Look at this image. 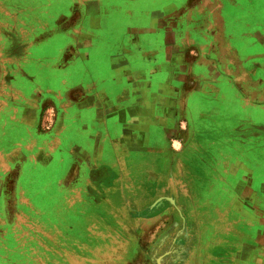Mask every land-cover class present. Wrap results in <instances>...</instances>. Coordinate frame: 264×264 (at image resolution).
I'll list each match as a JSON object with an SVG mask.
<instances>
[{"label": "crops", "instance_id": "crops-1", "mask_svg": "<svg viewBox=\"0 0 264 264\" xmlns=\"http://www.w3.org/2000/svg\"><path fill=\"white\" fill-rule=\"evenodd\" d=\"M26 1L15 14L0 0V39L29 28ZM172 3L69 0L58 13L46 0L42 57L3 81L18 111L0 119V154L34 185L70 180L65 166L107 182L94 198L55 190L62 226L87 206L78 224L97 230L69 243L132 245L153 264L178 248L190 264L208 238L264 264V0Z\"/></svg>", "mask_w": 264, "mask_h": 264}, {"label": "rangeland", "instance_id": "rangeland-1", "mask_svg": "<svg viewBox=\"0 0 264 264\" xmlns=\"http://www.w3.org/2000/svg\"><path fill=\"white\" fill-rule=\"evenodd\" d=\"M11 1V0H3ZM27 0L24 10L27 11L31 23L27 30H21V25H15L12 29H7L9 37L0 39V119L5 120L7 115H11L18 110L15 108H6V92L3 88V81L11 75H14L11 67H19L25 61H34L42 57V53L37 49L39 45V34L48 30L51 21H39L37 18L43 14L53 12L54 9L49 8L46 0ZM173 9L177 7L183 0H172ZM14 5L8 4L2 6L3 11L17 13L20 10L19 0H13ZM28 2V3H27ZM62 5H58L57 12H64L67 8L69 0H62ZM164 11H170L169 8ZM59 13V12H58ZM240 23V22H238ZM17 24V21H15ZM2 26V25H1ZM230 26L223 25V28ZM241 27L240 29H243ZM239 29V30H240ZM245 29V28H244ZM243 29V30H244ZM5 29V25L3 26ZM49 31V30H48ZM5 39V45L2 47V40ZM11 60L14 62L10 63ZM239 57V61H241ZM106 70V69H105ZM17 110V111H16ZM6 126V125H4ZM0 134V137H4ZM15 136H21L15 133ZM35 140V139H33ZM0 154V264H151L147 259L134 260V246L116 244L93 243L86 245L85 243L72 244L71 236H95L97 231L90 227L84 229V216L86 207L82 208L75 217V225L72 228H66L64 225L67 214L62 212L68 211L64 208L63 202L57 201L54 197L55 190L59 187L72 189V192L84 191L86 194L91 193L92 198L95 197L94 191L103 181L99 175L94 174V178L83 180V168L79 167L80 171L72 168L68 170V166L62 170L68 174L70 180L60 182L53 180L38 184L29 182L27 177H24L25 167L18 166L13 172L5 163ZM57 161L51 166L56 167ZM81 166V165H80ZM56 167V168H55ZM62 169V167H61ZM56 170V171H57ZM54 176V175H52ZM74 178V179H73ZM57 194V192H56ZM98 198H96L97 200ZM94 200H92L93 202ZM99 201V200H97ZM213 207V199L204 198L203 205ZM208 216L207 219L212 218ZM62 226V227H61ZM213 232L211 228L209 232ZM99 232V231H98ZM89 238V237H88ZM87 238V240H88ZM191 245L190 264H249L245 260L249 247L245 244L238 245L239 251L231 246H218L213 243V239H208L207 242L200 243V248ZM163 248V246H162ZM234 252V253H233ZM183 253V252H182ZM181 249L175 248L174 254H171L172 259L166 260L164 264H181L177 262L178 257L182 255ZM233 253V254H232ZM153 264V263H152ZM156 264V263H155Z\"/></svg>", "mask_w": 264, "mask_h": 264}]
</instances>
